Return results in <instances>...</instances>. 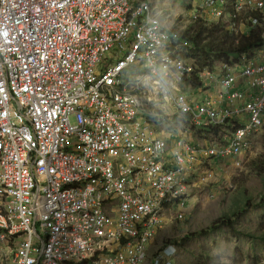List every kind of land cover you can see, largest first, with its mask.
<instances>
[{
  "label": "built area",
  "instance_id": "2783aa9c",
  "mask_svg": "<svg viewBox=\"0 0 264 264\" xmlns=\"http://www.w3.org/2000/svg\"><path fill=\"white\" fill-rule=\"evenodd\" d=\"M201 20L264 38V0H202L181 21L152 0H0V264H147L213 180L201 165L249 148L264 45L201 69L183 37Z\"/></svg>",
  "mask_w": 264,
  "mask_h": 264
},
{
  "label": "rangeland",
  "instance_id": "374dc122",
  "mask_svg": "<svg viewBox=\"0 0 264 264\" xmlns=\"http://www.w3.org/2000/svg\"><path fill=\"white\" fill-rule=\"evenodd\" d=\"M201 1L152 0L173 21L183 20ZM201 138L198 142L207 146L205 141L217 136L206 133ZM201 169L212 173L213 180L194 190L183 219L157 232L147 264L171 245L173 264H264V128L239 156L205 163Z\"/></svg>",
  "mask_w": 264,
  "mask_h": 264
},
{
  "label": "trees",
  "instance_id": "16d2710c",
  "mask_svg": "<svg viewBox=\"0 0 264 264\" xmlns=\"http://www.w3.org/2000/svg\"><path fill=\"white\" fill-rule=\"evenodd\" d=\"M199 22L194 34L190 35L189 31L183 37L192 42L196 48L194 59L198 61L201 69L206 67L214 68L217 63L229 61L233 56L238 57L251 48L264 45V38L259 30H253V36L247 38L232 34L225 28L223 23L208 24L202 20ZM192 83L194 85L198 84L197 76H195V80ZM211 130L213 131L214 129L211 128ZM215 133H218V131H215ZM228 225L233 226L234 224L231 222ZM214 229H216L215 225L209 228L210 231ZM208 264L213 263L208 262Z\"/></svg>",
  "mask_w": 264,
  "mask_h": 264
},
{
  "label": "crops",
  "instance_id": "0c3cea01",
  "mask_svg": "<svg viewBox=\"0 0 264 264\" xmlns=\"http://www.w3.org/2000/svg\"><path fill=\"white\" fill-rule=\"evenodd\" d=\"M221 88L219 87V90ZM236 89H240V90H250V83H249V80H246V79H239V82L237 83V86H236ZM199 94L200 91L199 90H194L191 95L193 94ZM202 95H204L205 93H201Z\"/></svg>",
  "mask_w": 264,
  "mask_h": 264
}]
</instances>
